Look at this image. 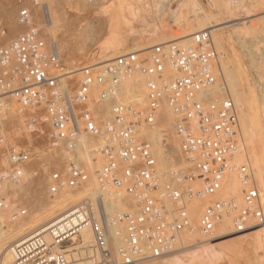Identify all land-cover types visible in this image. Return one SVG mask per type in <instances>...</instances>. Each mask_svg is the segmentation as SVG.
I'll return each mask as SVG.
<instances>
[{"label": "built area", "instance_id": "built-area-1", "mask_svg": "<svg viewBox=\"0 0 264 264\" xmlns=\"http://www.w3.org/2000/svg\"><path fill=\"white\" fill-rule=\"evenodd\" d=\"M17 4L16 22L23 31L0 44V152L7 164L0 171V214L9 211L11 193L23 186L25 173L37 177V169L30 168L42 165L37 151L43 141L58 149L64 161L62 171L49 174V197L86 184L89 173L68 144L90 134L99 140L95 157L100 189L136 202L134 212L108 216L102 210L92 219L94 264L160 259L177 249L185 235L210 237L227 221L236 233L264 224L261 195L248 164L236 170L244 187L241 202L215 199L203 209L198 224H192L190 205L221 194L241 137L234 101L228 96L202 97L204 90L223 81L225 58L210 30L195 33L188 44L155 45L146 57L131 52L104 66L85 68L72 88L60 71L59 47L39 28L37 9L46 20L47 5L42 0ZM7 34L0 19V41ZM136 72L146 80V105L117 102L125 80ZM93 91L113 102L108 120L100 121L87 106ZM163 106L173 114L181 151L193 163L169 185L162 181L151 144L140 131L156 125ZM86 204L79 202L48 225L60 247L90 223ZM25 214L19 209L11 218L16 221ZM41 230L13 243V264H69L64 254L53 256L47 249L42 234L46 229ZM113 239L121 240L115 251Z\"/></svg>", "mask_w": 264, "mask_h": 264}, {"label": "bare ground", "instance_id": "bare-ground-1", "mask_svg": "<svg viewBox=\"0 0 264 264\" xmlns=\"http://www.w3.org/2000/svg\"><path fill=\"white\" fill-rule=\"evenodd\" d=\"M21 1L22 0H19L18 3ZM48 1L51 3V0ZM145 1L146 0H116L115 2L116 6L110 4L112 5V7L113 6L115 7L113 9L114 13L119 10L123 13V15H125V19H127V21L130 23L129 25H132V22H139L141 25L140 27L142 29L140 30L142 32L139 30L141 34H139L138 30H137L138 34H136L137 32L135 31L134 28L136 26L134 27L130 26L131 29L129 31V36L130 38L131 37L133 38L132 42L134 44L142 42L144 46H142L143 48L140 49L136 47L134 48L133 46L131 52L140 53L141 57H146L150 49L155 45L168 44L171 42H182L184 44H188L190 42L191 37L195 33L204 30H210L213 35L214 43L217 45V48L225 58V64L223 66V73H222L223 81H218L213 88L204 90L202 93V97L209 98L212 100H220L223 97L228 96L234 101L239 111L241 137L238 140L237 149L234 153V158L231 163L232 169L226 176L221 194L216 198H209L211 200L209 204L218 198H223V199L236 198L239 202H241L244 187L241 181L237 177L236 170L239 167H241V164H243L242 166L248 164L252 168L254 178L258 185L259 192L261 195V200L264 207V90L260 88L261 90L259 89L260 93L258 91L259 93L258 94L256 92V89L253 88L254 83H251L250 75L248 74V70H247L248 66L246 67L244 61L241 59L242 57L239 54L240 51L238 52L237 45L235 43V39L236 40L238 39L242 40L243 38L246 39L245 37L246 35L248 37V34H250L253 30L252 29L253 27H251L253 24L248 26L249 25V24L247 25L248 22L246 23L243 22L244 20H246L244 19L242 21L243 23L241 22V20L239 21L242 24L238 22L234 25L228 26L226 28L227 30L225 29V27L223 29L221 28L216 30L213 29L217 26V22L219 19L222 18L224 21L225 20L229 21L230 19H232L231 20L232 22L233 18H237L238 16H240L242 10L244 15H252L256 12L258 13L264 11V0H257V1L255 0V2H253L254 1L253 0L252 2L250 1V3H248L249 0H205L207 4L206 6L203 5L204 2L203 0H188L190 4L189 13L194 14L193 16L194 19H192L193 21L191 20L192 21L191 22L190 19L182 15L183 13L177 11L173 12L172 26H174L176 29H179L181 31V32L178 31L180 34L174 31L175 33H177V35H175L176 37H174L173 39L170 38V36H174L171 33L173 32V29L170 28L171 32L170 34H168L170 29L168 28L169 29L168 31L166 28H164L165 26L163 24L164 22L163 23L161 22L164 21L163 20L164 18L162 17L163 15L162 9L159 8L157 5H155L156 1L154 0L151 2H149V0L146 2ZM157 1L163 3V5H167L168 3L171 2V0H157ZM43 2H45V0H43ZM13 3L14 0H0V16L4 19L5 22L7 21L9 28H11L12 31H15L17 30V24H16L17 22L16 23L13 22V15H15L13 11ZM50 3L47 6L49 11V15H48L49 18L46 19V24L44 25L43 31L45 30L47 34L45 35L48 38L47 41L50 43L57 44L59 49H61L62 43L54 42L53 40L55 36H58L56 34L62 28L63 25H60V23L62 22L61 20L64 19H61L56 15L55 10L52 9ZM210 8L211 10L214 11H211ZM39 10L40 9H37V13L40 14L41 12ZM114 13L113 15H111L112 19L115 16ZM262 15H264V13L263 14L259 13L256 16L259 17ZM237 19L239 20V18ZM263 20L264 19L262 18L260 21L259 20L258 21L263 22ZM261 24L262 23H260V25ZM167 27H171V26H167ZM258 27L257 26L255 27L254 25V30H256L255 28ZM261 27L259 28L261 31L260 34L264 35V25ZM250 35L251 38H253L252 33ZM141 36H146L147 40L153 44L155 43V45L148 46L149 42L141 41L140 40ZM165 36L167 40L166 39L163 40ZM113 38H114L113 41L108 42L109 45H106L108 47H104V48L102 47L103 49L99 50L95 54L94 53L91 55L89 54L88 57L87 55L84 56L85 54L82 56L80 55L82 57L80 60H82L83 58L85 59V61L87 58L88 60L93 59V61H97V62L94 64L91 63L87 67L88 68L101 67L104 66L102 64L105 63L107 64L108 62L110 63L111 61L116 59L117 55L121 56L130 53L123 51V49H125L124 48L125 42H123L119 37L115 38L114 36ZM261 39H263L264 41V36H262ZM245 41L242 46L239 45L242 47V49L243 46H245L246 43ZM261 48L263 47L261 46ZM63 49H65V47ZM257 49H255L254 47V51ZM260 51L263 52V50ZM249 53H247L248 56L250 55ZM76 57L71 58L70 61L67 59L69 61V62L67 61L68 62L67 65L69 64L70 66H72L76 64L77 63ZM258 58H260V55L259 57H256L254 59L253 58L249 59V57L247 59L250 60V65L253 66V67L250 66L251 68H255V70L258 68L257 69L258 71L256 72L257 74L256 77L259 78V81L261 80L263 82L264 62L262 58L264 57L260 58L262 62L259 60L260 62L257 61L256 63V60ZM82 70L80 71L79 73L80 76L78 75V77H81ZM61 72L63 74L62 76H66L67 79L68 78L70 79L73 78V76L71 75L75 71L67 70V72H65V70H62ZM262 85L264 89V82ZM129 100L139 101L138 104H135L137 106L146 105V80L141 74L137 72L132 74L128 79L125 80L123 84L122 94L118 99H116L117 102H122L126 104H129L127 103V101ZM112 104H113L112 101H104L103 99H101L99 93L93 91L87 106L92 112L94 108V110L96 111L95 115L97 116V118L103 119L106 117L108 118L111 117V114L109 113H111ZM108 115H110V117ZM11 116H13V114H11ZM172 121L174 122L173 114L171 113V111L167 106H163L156 125L152 127H142L140 129L142 135L151 144L153 153L157 160V169L159 175L162 181L165 183V185L171 184L174 181L176 175L183 173V171L185 172L186 170H189L193 167V163H191V161L187 160L184 157L178 160L177 162L178 166L175 168V170L170 172V171H165L163 169L164 167L162 165L170 163L171 161L170 159L172 157L173 159L175 158L174 153L176 151V145H175L176 139H175V132H173L174 128L172 129L173 126L171 125ZM160 127L162 132L159 136H157L159 134ZM177 138L180 144V138L178 137V135ZM94 141L96 142V139L89 136V134H81L75 139V141L69 143L71 146H73V149H75L77 156L80 157L79 160L81 161L82 165L83 166L85 165L84 167L89 173L90 179L81 188L74 189L73 191L69 189L61 191L59 193L60 195L49 197V200H47L48 198L47 196H45L47 198L46 201L44 200L43 203L41 202V204H43L44 206L43 209L44 208L45 209L43 213H41L36 218L37 221L35 222V225L29 221L25 225H22L18 228L15 227V229L14 228L10 229L8 227L9 225H7L6 223L7 221L5 222L6 218L3 215H0V260L2 264L14 263V257L11 251L12 245H10V243L15 238L16 236L15 233L17 234L19 232L18 235L21 234L23 235L27 233L31 229V227L33 226L35 227L36 225H41L44 223L45 225H43L42 228L43 229L44 227L46 228V226L49 225L53 220L60 217L62 214L66 213L68 211L67 208L69 206L74 205L76 203L75 199L76 198L78 199V197L76 196H81V195L83 196V194H86L87 196H90L89 198H91V200H94L97 194L102 195L98 197L97 206L95 205L94 202L93 203L91 202V204L90 203L86 204L85 203L86 201H83V204L87 205V209L91 212V215L89 218L90 223L88 224V226L80 229V237L82 238V244L76 245L73 248L71 247L69 249L66 248L64 251L58 253V254H62L63 252H65L63 254L66 256L65 257L66 260L67 261L72 260L73 264L74 262L76 264V262L81 261V259L78 260V258L82 256L83 252L84 253L86 252L87 253L86 255L88 256L90 255V259H91L92 250L90 249L91 248L93 249L94 235L90 225L92 223V219H97L100 211L106 210L107 214L110 216H115L120 213L134 212L136 208L135 200L126 197L124 195H109L106 192L102 191L98 186L97 173L99 171V165L96 162V157H95V151L97 148V147L95 148V146L98 145ZM179 148L181 151V145ZM183 159L185 161H183ZM29 176H31V174L29 171H27L24 176V181H27ZM32 184L33 181L30 184V186ZM41 184H37V185H41ZM33 187H35V185ZM39 196L40 195H38V197ZM103 198L105 199L106 209L102 202ZM204 200L207 199L195 201L189 207L192 224L195 226L198 224L201 217V215L199 217L200 214L199 213L197 219L196 214L199 211L202 213L203 207L201 206L202 205L201 201ZM92 214L93 217H91ZM194 217L196 218V221ZM232 229L233 228H231V223L227 221L218 227V229L216 230V232L212 237L209 238L204 237L205 239H201L197 241L195 240L197 239L195 238L196 234L185 235L181 240L180 246L170 254L161 257L160 259H145V260L141 259L135 264H147L148 260L149 261L159 260L158 262H160V264H233L232 263L233 260H237L238 257L242 255L243 251L247 249H251L252 252L254 253V255H252L254 257L251 256L254 259L253 260L251 259L252 263L250 264H264V224H252L249 226V228L246 231L241 233H236ZM69 230L70 229L67 226V232ZM42 234H43V240L47 245V249H51V251H61V247L58 244L59 241H55L52 234L49 232V229H46L44 232H42ZM230 234L233 235L238 234V235L233 238ZM73 240L76 242L77 238L74 237ZM119 245H121V240L113 239L111 241V248L113 251H115L117 249V246ZM67 253H69V256H67ZM245 255L248 256L249 254L247 255L246 252L244 255H242L243 259ZM53 256H57V254H53ZM239 263L241 262L239 261Z\"/></svg>", "mask_w": 264, "mask_h": 264}, {"label": "rangeland", "instance_id": "rangeland-1", "mask_svg": "<svg viewBox=\"0 0 264 264\" xmlns=\"http://www.w3.org/2000/svg\"><path fill=\"white\" fill-rule=\"evenodd\" d=\"M18 1L14 0V3H13V11H14V14H15V15H13V22H15V23H16V17H17V12H18V4H17ZM111 1L110 0H51V3H50L48 0H45V2H44L47 6L50 3L51 6H52V9H54L55 12H56V15L59 18L64 19V20H61L62 22L60 23V25H63L64 27L62 26V28L60 29V31L56 34L58 36H55L54 37V40L53 39H51V40H53L54 42L62 43V48L59 49L60 50V53L62 52L61 53V66H60L61 69H60V71H62V70H65V72H67V70L68 71H75L71 75V76H73V78H70V79L68 78L69 80L67 79V82H69V84L71 85L72 88H76L78 86V82L80 80V77H78V75H79L80 71L82 69H84V68H88L87 66L90 65L91 63L94 64V63L97 62V61H93V59H89L88 60L87 57L89 56V54L90 55L93 54V53L95 54L99 50L103 49L104 47H108L106 45H109L108 42L113 41V39H114L113 37L114 36H115V38L116 37H119L123 42H125V47H124L125 49H123V51L124 52H130V53H131V51L133 49V46H134V48L136 47V48L140 49V48H143L142 46H144L141 41H146V42L148 41L147 38H146V36H141V38H140V40H141L140 42L141 43L134 44L132 42L133 38L132 37L130 38V36H129V31L131 29L130 26L131 27L136 26L134 28H135V31L137 32V30L139 31L140 29H142L140 27L141 26L140 23L139 22H132V25H129L130 23L127 21V19H125V15H123V13L121 11L118 10V11H116L114 13L113 9L115 8L114 6H116L115 5L116 0L115 1L114 0H111ZM146 1H148V0H146ZM151 1H153V0H149V2H151ZM154 1H156L155 2V5H157L159 8H161L162 11H163L162 17L164 19L163 18L162 19L164 21H161V22L162 23L164 22L163 24L166 26V27L164 26V28H166L168 31H169L170 28L173 29V32H171V29H170V31L168 33V34H170V32H171L174 35V36H170L169 35L171 39H173L174 37H176L175 35H177V33L180 34L179 32H181L179 29H176L174 26H172L173 25L172 24V14H173V12L177 11V12L183 13L182 15L185 16V17H187L188 19H190V21L192 19H194V17H193L194 14L191 13V14H193V15H191L189 13V11H190V6L189 5L190 4H189L188 0H171V2L168 3L167 5H163V3H160L157 0H154ZM203 1H204L203 2V5L206 6L207 4H206L205 0H203ZM250 1L252 2L253 0H249L248 3H250ZM253 2H255V0ZM110 4H112L114 6L112 7V5H110ZM53 6H54V8H53ZM210 10H211V8H210ZM211 11H214V10H211ZM113 13H114L115 16L112 19L111 15H113ZM242 13H243V10H242ZM256 13H254L252 15H244V13L242 15L240 14V16L237 17V18H239V20L237 18H233V21L232 22H231L232 19H230L229 20L230 22H229V21H226V20L224 21L221 18V19L218 20L219 23L217 22V26L215 28H213V29H215V30L216 29H219V28L223 29L224 27L226 29L228 26L234 25V24L238 23L240 20L242 22L244 19H246V20H244L243 22H245V23L248 22L247 23V25L249 24L248 26H250V25L253 24L251 26V27H253L252 28L253 30L251 32L252 35H253V38H251V35H250L251 33H250V34H248V37H247V35L246 36L244 35L247 40L245 38H243L242 40L238 39L240 41H238V40L235 39V43L237 45L238 52L240 51L239 54L242 57L241 59L244 61L246 67L248 66L247 67V70H248V74L250 75L251 83H254L253 84V88L256 89V92L257 93H258V91L260 93V90L261 89L264 90L263 89V85H262L263 82H264V80H263V82L261 80L259 81V78L256 77L257 76L256 72L258 71L257 70L258 68L256 70H255V68H251L253 66L250 65V60H249L251 58L254 59L256 57H259V55H260V58L264 57V56H262V55H264V43H262L264 41H263V39H261L262 36H264V35L263 34L262 35L260 34L261 31L259 29L261 26L264 25V20H263V22H259L262 18L264 19V15L259 16V17L256 16L259 13H262L263 14L264 11L258 12L257 14ZM0 19L3 21L5 27L8 29L7 36L3 40H1L2 42L0 41V44H6L7 42H9V40L11 41L15 37H17L21 33V30L22 29L16 23L17 24V30L12 31V29L9 28V25H8L7 21L5 22L4 19L1 16H0ZM37 20H38L39 28L42 30V32H43L44 35H47L46 32H45V30L43 31L44 25L46 24V20L44 21V19L41 17V13L40 14L37 13ZM165 21H166V23H169V24H166ZM241 22H239V23L242 24L243 22L242 23ZM137 23H139V24H137ZM260 23H262V24L260 25ZM254 25H255V27L256 26L257 27L260 26V27L255 28L256 30H254ZM167 26H171V27H167ZM166 29H165V31H166ZM140 31H139V34H141ZM174 31L177 32V33H175ZM255 31H258V32H255ZM136 34H138V32ZM169 36H167V37H169ZM45 37H46V39H48L47 36H45ZM56 39H58V40H56ZM165 39L167 40L166 36L164 37L163 40H165ZM243 40L244 41L246 40L245 41L246 43H245V46H243V49H242L241 46L244 44V41ZM242 41H243V43H242ZM257 43H258V45H257ZM156 44H159V43H156ZM151 45H155V43L153 44V43L149 42L148 43V46H151ZM239 45H241V46H239ZM246 45H248V46H246ZM249 45H251V46H249ZM261 46L263 48H261ZM64 47H65V49H63ZM216 47H217V45H216ZM246 47H247V49H246ZM254 47H255V49H257V48L258 49L254 51ZM258 50L259 51L260 50H263V52H261V51L259 52ZM249 51H250V53H249ZM251 52H253V53H251ZM247 53H249L250 55L251 54L252 55L255 54V55H253V56L252 55L251 56L249 55L248 56ZM77 54H79V55H77ZM72 55H74V56H72ZM80 55L81 56L82 55H84V56L87 55L86 61H85L84 58L82 60H80L82 58ZM76 56H78L80 58H78ZM73 57L74 58L76 57L77 63L74 64V65H72V66H70L68 64L69 65L68 66L67 63ZM117 57H118V55H117ZM248 57H249V59H247ZM260 58H258L257 60L255 59L256 60V63H257V61L258 62L261 61ZM262 60L264 62V58H262ZM105 64H102V65H105ZM256 84H258V85H256ZM259 84H260V86H259ZM138 102L139 101H133V100L127 101V103H131V104H134V105L135 104H138ZM111 109H112V106H111ZM93 112H94V114L96 112L94 110V108H93ZM109 114H111V113H109ZM108 116L110 117V115H108ZM106 119L108 120L109 118L108 117L103 118V119L101 118L100 121L101 120L103 121V120H106ZM23 122H24L23 121V117H21L20 120H19V124L20 125H23L24 124ZM6 125H8V122H7ZM171 125L173 126L172 129L174 128L173 129V132H175V139H176L175 140V142H176V144H175L176 145V151L174 153L175 154V156H174L175 158L173 159V157H172L170 159L171 160L170 163L165 164V165H162L164 167L163 169L165 171H170V172L173 171V170H175V168L178 166V164H177L178 160L185 157L183 155L182 151H180V148H179L180 147V144H179V141H178V138H177V135H176V131H174L175 130V126H174V122L173 121L171 122ZM12 127H15V126H12ZM13 131H15V133H16V130H12V132ZM161 132H162V130H161V127H160V131H159V134L157 136H159L161 134ZM89 136H91V135L89 134ZM92 138H94V137H92ZM73 141H75V140H73ZM97 141L98 140L96 139V142L95 141L94 142L98 145L99 141L98 142ZM39 144H40L42 150L37 151V153L40 154V159L42 160V162H41L42 165L40 164L41 166L30 168V171H32L33 169H37V171H38L37 177L29 176L28 179H27V181H24L23 186H21L18 189H14L13 190L14 192L11 193L12 206L10 207V209H9L8 212H3L2 214H0V215H3L6 218L5 222L7 221L6 223H7V225H9L8 227L10 229H13V228L15 229V227L18 228V227H20L22 225H25L29 221L35 225V222L37 221L36 218L41 213H43V211L45 209V208L43 209L44 206H43V204H41V202L43 203V201L44 200L46 201L47 198H48L47 200H49V195H48V186H49V179H48V177H49V174L51 172L62 171L63 170V166H64L63 154L61 152H57L58 149L57 150L56 149L54 150L51 146H48L47 145V142H44L43 141V142H41ZM68 145L73 148V146H71L70 144H68ZM96 147L97 146H95V148ZM51 157H53V158H51ZM49 158L51 159V161H50ZM79 159H80V157H79ZM183 161H185V160L183 159ZM242 165L243 164H241V166ZM6 167H7V164H6V161H5V157H4L3 152L1 151L0 152V171L5 170ZM189 170H186V171H189ZM89 177H90V175H89ZM32 181H33V184L35 185V187H33L34 186L33 184L30 186V184L32 183ZM37 184H41V185H37ZM33 192H35V193H33ZM38 195H40V196L38 197ZM57 195H60V194H57ZM100 195L97 194L95 196L96 199L94 198V200H91V198H89L90 196H87L86 194H83V196L82 195L81 196H76V197H78V199L77 198L75 199L76 200V203L74 205L69 206L67 208V210L68 211L71 210L73 208V206H75L79 202H83V201H86L87 203H90V204H91V202L92 203L94 202L95 205L97 206V200H98V197ZM45 196H47V198ZM210 201H211L210 199L201 201V203H202L201 206L203 207V209L207 205H209V202ZM102 202H103L104 207H105V199L104 198L102 199ZM19 209H25L26 210V214L23 217H21V218H19V219H17L15 221V220H13L11 218V216H12V214L15 211H18ZM105 209H106V207H105ZM104 212H105V214H107L106 210ZM198 214H199V217H200L201 212L200 211L197 212V214H196L197 219H198ZM108 216H110V215H108ZM194 219L196 221V218L195 217H194ZM43 225H45V223L44 224H41V225H36L35 227L33 226V227H31V229L27 233H25L23 235L22 234L21 235H18L19 232L17 234L15 233L16 236L13 239V241L10 243V245H13V243L17 242L18 240L24 239L29 234H31V233H33V232H35L37 230H41L42 229L41 231H44L45 229H47L49 227L47 225L46 228L44 227V229H43L42 228ZM230 235L234 238L238 234L237 235L236 234H234V235L233 234H230ZM201 236H200V234H197L196 233L195 238H197V239H195V240L199 241L201 239L207 238L205 236H202V237ZM74 237L77 238V241L75 243H73V241H74L73 238ZM210 237H212V236H210ZM232 237H229V238H232ZM79 244H82V238L80 237V235H77V236L76 235H73L70 238H67V240L61 245V251H51V249H49V250L51 252H53V254H58V253L64 251L66 248L67 249H69L70 247L73 248V247H75L76 245H79ZM90 250H92V248ZM246 252H247V255L249 254L248 256L250 258L245 255L244 256V259H243V256L242 255H244ZM63 253H65V252H63ZM91 253H92V251H91ZM86 254H87L86 252L85 253L83 252L82 256L78 258V260L81 259V261L80 262H76V264H78V263L79 264L80 263L81 264H92L93 261L90 259V255L88 256ZM242 255L239 256V257H241L245 261H243L241 258L238 257V259L237 260H233L232 263L233 264H241V263L243 264V262H244V264H246V263H248V264L252 263V260L254 259V258H252V257H254L252 255H254V253L252 252L251 249H247V250L243 251ZM67 256H69V253H67ZM92 256H93V254H91V258H92ZM249 259L250 260L252 259V260L250 261ZM158 261L159 260H150V261L148 260L147 261V264H149V263L150 264H152V263L153 264H160V262H158ZM239 261L241 263H239ZM68 262H69V264H73L72 260H69ZM74 264H75V262H74Z\"/></svg>", "mask_w": 264, "mask_h": 264}]
</instances>
